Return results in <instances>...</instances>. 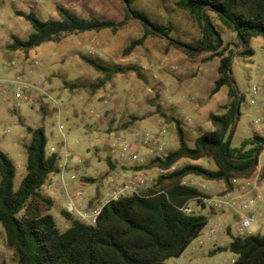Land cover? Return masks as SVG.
Listing matches in <instances>:
<instances>
[{
	"label": "rangeland",
	"instance_id": "374dc122",
	"mask_svg": "<svg viewBox=\"0 0 264 264\" xmlns=\"http://www.w3.org/2000/svg\"><path fill=\"white\" fill-rule=\"evenodd\" d=\"M175 1L132 0L130 7L145 12L152 22L170 25L171 39L194 44L200 37L199 26L187 12L176 8ZM57 6L81 17L94 16L111 21L123 19L127 8L122 0H0V77L20 73L31 81L42 79L41 86L47 94L33 95L36 99L32 104L20 102L17 109H9L0 100V151L17 167L15 186L24 175V144L29 139L25 131L27 126L42 127L46 147L59 152L60 165L66 163L63 173L66 191H81L84 198L99 187L107 186L110 179L118 181L116 178L121 171L146 165L154 157L149 152L150 147L160 145L164 154L176 149L178 142L171 118L179 120L189 146L193 145L196 136L212 129L209 114L222 113L223 105L229 102L226 87L210 94L217 78L218 58H207L208 54L188 57L160 34L148 36L134 52L124 55V48L144 34L142 24L134 18L127 20L116 33L109 30L83 32L67 35L58 43H43L32 49L28 57L20 51L6 49L11 35L24 40L32 32L31 24L16 12L32 11L38 20L45 21L59 18ZM212 20L225 43L235 42L229 28L215 16ZM230 48L234 49L233 46ZM251 48L252 56L240 57L234 52L229 62L230 78L241 98L239 116L230 139L232 148L253 134L264 137V39L252 38ZM82 55L108 65L133 66L136 71L115 74L95 91L89 88L69 90L64 82L96 83L102 77L81 60ZM11 61L15 66L8 65ZM40 105L45 114L40 112ZM131 116L138 120L123 129V123ZM117 137L129 143L135 159L116 157ZM146 137L149 140L144 142ZM106 157L111 158L113 170L106 163ZM184 163L185 160H181L175 167ZM197 163L214 168L204 159ZM156 170L143 169L148 173L147 184L155 178ZM84 177L92 178L94 183L82 181ZM50 179L55 183L59 175L54 174ZM201 182L209 192H214V182ZM252 182L262 197L253 205L257 210L249 228L240 230L232 211L225 215L213 214L209 207L201 208L191 202L195 210L206 216L207 224L179 257L169 258L167 263L230 264L235 258L231 252H211L231 240L225 226H229L234 236L254 233L259 226L264 229V146ZM42 190L49 193L48 185L45 184ZM52 198L55 205L49 214L55 217L59 227L64 228L68 223L59 216V211L68 208L65 190L54 191ZM218 221L222 225L217 233L208 236V231ZM0 264H14L1 228Z\"/></svg>",
	"mask_w": 264,
	"mask_h": 264
},
{
	"label": "trees",
	"instance_id": "16d2710c",
	"mask_svg": "<svg viewBox=\"0 0 264 264\" xmlns=\"http://www.w3.org/2000/svg\"><path fill=\"white\" fill-rule=\"evenodd\" d=\"M122 1L127 8L123 19L118 21L81 17L59 6L56 7L59 18L45 21L38 20L32 11H18L16 14L31 24L32 32L24 40L11 35L6 49L20 51L28 57L32 49L43 43H58L67 35L83 32L109 30L116 33L127 20L134 18L142 24L144 34L124 48V55L134 52L148 36L160 34L188 57L202 54H208L207 58L217 57V78L210 94L226 87L229 102L223 105L222 113L209 114L212 129L196 136L192 146L187 145L179 120L171 118L177 148L152 157L146 165L132 168L136 171L159 169L163 173L155 176L141 191L105 204L93 225L80 221L66 208L60 209L59 216L68 225L61 228L49 214L55 200L46 195L42 187L48 184L51 175L60 173V155L46 147L42 127H25L29 139L24 144V175L17 186L14 184L17 167L0 151V228L14 264H169L167 260L179 257L207 224L206 216L193 206L192 213L184 210L191 202L205 207L201 197L206 195L187 179L197 177L219 182L225 191H231L234 188L232 179H248L255 174L264 137L253 134L238 147L232 148L229 143L225 150L239 116L237 103L241 101L230 78L229 62L234 52L240 57L252 56V38L264 39V0H176V8L187 12L199 26L200 37L194 44L171 39L170 25L152 22L145 12L130 7L132 0ZM212 16L234 33L235 42H224ZM80 58L102 77L96 83L64 82L69 90L89 88L95 91L115 74L136 71L133 66L122 68L83 55ZM39 110L45 114L43 106L40 105ZM137 120L131 116L122 128ZM202 159L210 161L214 168L197 163ZM181 160L185 163L175 167ZM105 161L113 170L111 158L106 157ZM82 181L94 183L89 177ZM98 197L96 190L89 198V205ZM220 251L235 255L230 264H264V232L231 236L227 245L217 246L211 252Z\"/></svg>",
	"mask_w": 264,
	"mask_h": 264
},
{
	"label": "built area",
	"instance_id": "2783aa9c",
	"mask_svg": "<svg viewBox=\"0 0 264 264\" xmlns=\"http://www.w3.org/2000/svg\"><path fill=\"white\" fill-rule=\"evenodd\" d=\"M10 67L15 66L11 61L8 64ZM42 79L37 81H31L28 78H24L20 73L8 76L0 77V100L4 102L9 109H17L20 102L32 104L36 97L33 95H47L46 91L42 88ZM119 147L117 148V158L133 160L134 155L131 146L124 139L117 137ZM149 139L146 137L144 142ZM50 152L55 151L54 148H49ZM150 154L153 156H160L164 154V150L160 145L149 148ZM68 154V152H66ZM65 161L61 164V171L59 175V187L65 190L66 196L69 201L70 211L82 222L93 225L96 222L97 216L100 213L101 208L112 200L117 198L137 193L141 191L148 182V173L143 170H124L119 173L118 181L110 179L107 186H101L97 192L99 194L98 199L93 200L89 205V198H84L81 191H74L68 193L66 191V183L63 178ZM163 173V171L157 169L155 176ZM253 177V176H252ZM252 177L248 179H232L234 188L231 191H225L224 187L219 182H214V192H209L202 182L190 183L192 186L197 187L204 197H201V202L205 207L214 210L217 213L225 215L228 212H233L238 219V226L240 230L247 229L254 221V211L257 210L253 207L257 201L262 197L258 191ZM73 179V177H71ZM115 182H117L115 184ZM55 185L50 186V191L53 192ZM195 203V202H193ZM184 210L187 213H192L193 208L191 205H187ZM222 225L221 221H218L210 230L207 235L215 234L218 227Z\"/></svg>",
	"mask_w": 264,
	"mask_h": 264
},
{
	"label": "crops",
	"instance_id": "0c3cea01",
	"mask_svg": "<svg viewBox=\"0 0 264 264\" xmlns=\"http://www.w3.org/2000/svg\"><path fill=\"white\" fill-rule=\"evenodd\" d=\"M52 176V175H51ZM51 176L49 177V180H48V189H49V193H47L46 195H49V196H51L52 197V194H53V192L54 191H56V190H62L63 191V189L61 188V187H59V184H58V181H59V179H58V181L57 182H55V183H53L52 181H51ZM116 179H118V178H116ZM190 183L192 182V183H198V182H201V180H198V179H196V178H194V177H189L188 179H187ZM52 184H54L55 185V189H54V191L53 192H51L50 191V186L52 185ZM80 185H81V183H80ZM215 190V189H214ZM95 192V191H94ZM94 192L93 193H90L89 194V196H87L86 198H91L92 197V195L94 194ZM67 197V196H66ZM67 209L69 210L70 209V205H69V201L67 200ZM211 213H213V214H216L217 212H211ZM261 213L259 212V215H260ZM222 215V214H221ZM226 228L224 229L225 230V232L228 234V235H231V236H234L233 234H231V230H230V228H229V226L228 225H226L225 226ZM256 230V232H254V233H248V234H255V233H263L264 232V229H263V227L261 228L260 226L258 227V228H255ZM218 230V229H217ZM217 230H216V232L215 233H217ZM237 236V235H236Z\"/></svg>",
	"mask_w": 264,
	"mask_h": 264
},
{
	"label": "water",
	"instance_id": "95a60500",
	"mask_svg": "<svg viewBox=\"0 0 264 264\" xmlns=\"http://www.w3.org/2000/svg\"><path fill=\"white\" fill-rule=\"evenodd\" d=\"M237 107H238V103H237ZM236 113H237V109H236ZM232 133H233V129L230 131L229 137H228L227 142H226V145H225V150H227V148L229 146Z\"/></svg>",
	"mask_w": 264,
	"mask_h": 264
}]
</instances>
